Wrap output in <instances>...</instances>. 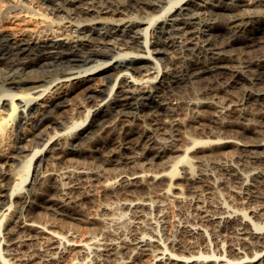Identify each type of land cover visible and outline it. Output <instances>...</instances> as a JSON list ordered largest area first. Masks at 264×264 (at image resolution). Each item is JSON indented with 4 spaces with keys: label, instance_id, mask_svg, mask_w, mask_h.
I'll list each match as a JSON object with an SVG mask.
<instances>
[{
    "label": "bare ground",
    "instance_id": "1",
    "mask_svg": "<svg viewBox=\"0 0 264 264\" xmlns=\"http://www.w3.org/2000/svg\"><path fill=\"white\" fill-rule=\"evenodd\" d=\"M4 1L34 26L0 30V264H264V113L233 114L264 101V0ZM170 47L190 64L160 65ZM188 82L208 98L178 99ZM92 129L108 136L93 149ZM94 152L112 171L81 161ZM95 181L110 199L79 234L58 221Z\"/></svg>",
    "mask_w": 264,
    "mask_h": 264
},
{
    "label": "rangeland",
    "instance_id": "2",
    "mask_svg": "<svg viewBox=\"0 0 264 264\" xmlns=\"http://www.w3.org/2000/svg\"><path fill=\"white\" fill-rule=\"evenodd\" d=\"M0 2L4 3L5 1L0 0ZM30 3L32 4V6H31L32 9L45 12L44 5L39 0H30ZM51 15H53V14H51ZM55 16L56 15H53V17H55ZM32 26H34L33 23H30L28 21H21L19 19L7 18V17L3 16L2 14H0V30H1V33H4L5 31L8 32V31L18 30L20 28L32 27ZM227 31H228L227 28H224V27H220L218 29H215L214 30V32L216 33L215 38L223 37L227 33ZM151 36L152 35H150V32H149L148 37L151 38ZM0 41H1V36H0ZM175 48L176 47L168 48L166 54H164V53L157 54V56H160V59H159L160 65L167 63V65L172 67V66H175L176 64H182L183 66L190 64V62L192 61V58L194 57V54L192 53V49L183 50L180 53L179 61H177L175 63L171 60V56L175 53L174 52ZM105 50H107V49H105ZM109 51H111V50H109ZM107 57L108 56H101L100 58L105 59ZM25 58L27 60H31L30 63H32V65H35L36 64L35 62L37 59V54L31 53L28 56H25ZM203 85L204 84H201L199 82H188L183 88H181L178 91V93H177L178 99L188 101V100H194V99L208 98L209 95L203 93ZM2 87H9V85L8 84L2 85L0 82V89ZM243 88H251V87L248 83H244V84L239 85L238 87L232 88L230 93L242 95ZM251 89L253 91H256L257 87L253 86ZM78 102H82L84 105L88 104L86 101L84 92H79L77 95H75L70 100V104L67 107V110H72L73 108H75L76 105L78 104ZM233 109H234L233 114H235L236 116H238L240 114L239 119L241 121H246L248 123H254L258 117L257 115L264 113V101L263 102H256L252 98H246L243 100V103H236L234 105ZM190 113H191V109L188 107L184 108L182 111V115L184 117H186V116L189 117ZM147 123H148V121H147ZM89 135L92 138L98 137L99 138L98 142L94 145L91 143V141L89 139H86V140H83L81 143H82V146L91 147L92 149L98 147V145L102 142L106 143L104 141H107L106 139L108 137V136L103 135V134L101 135L100 130H98V129H92L91 133ZM14 136L15 135L13 134V136H12L13 139L11 138L13 140V141L11 140L12 146L14 144V140L16 141V137L14 139ZM11 147L9 149L10 151H11ZM106 153H107V155L109 154V147H106ZM80 159H81V161L88 164L89 166H92V167L99 169L100 172L101 171L102 172L112 171L111 168L114 167L113 163L111 161L109 162V159L105 158L104 154L101 155L100 152H94L92 155L85 153L82 155V157ZM93 186H94L93 188H94L95 192L92 195V197L90 196L91 198L90 197L84 198L81 202L82 206L80 204L78 207H76L77 211H75V213H77L76 215L80 219L75 220V219L69 217L70 218V220H69L68 217H65L64 218L65 220L62 219V220H59L58 222L61 221L60 223H62V221H63V224L64 225L66 224L65 226L73 227V228L77 229L79 234H85L88 232V230H90L89 226L86 225V222H84V220H86L87 217H91L92 215L94 216L96 214V212L99 211L101 203H103L104 201H108L110 199V197H108V195L106 196V195L102 194L100 188L98 187L99 185H98L97 181H95V184ZM51 193L55 194V192H53V191ZM165 202H166L165 209H166V222H167L166 225L168 226L167 229H168V231L170 230L173 232V230L175 228L173 226V224L177 221L175 206L168 201H165ZM83 209H84V211H83ZM66 218L68 221L66 220ZM68 222H71V223H68ZM70 224H72V226ZM177 238H179V236H177ZM141 259H142V264H151V262L153 260L152 255H150V254L142 255ZM67 260H68V257H65V258L61 259L60 263H58V264H65L67 262Z\"/></svg>",
    "mask_w": 264,
    "mask_h": 264
}]
</instances>
